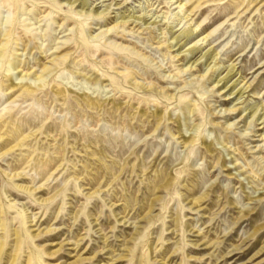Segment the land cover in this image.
Masks as SVG:
<instances>
[{"label": "rangeland", "instance_id": "374dc122", "mask_svg": "<svg viewBox=\"0 0 264 264\" xmlns=\"http://www.w3.org/2000/svg\"><path fill=\"white\" fill-rule=\"evenodd\" d=\"M79 2L0 0V264H264V0Z\"/></svg>", "mask_w": 264, "mask_h": 264}, {"label": "bare ground", "instance_id": "6f19581e", "mask_svg": "<svg viewBox=\"0 0 264 264\" xmlns=\"http://www.w3.org/2000/svg\"><path fill=\"white\" fill-rule=\"evenodd\" d=\"M86 0H80V2H79V5H80V7H81V11L83 10V8L86 6ZM193 33V31L192 30H189V31H185V33H183V36H188V35H190V34H192ZM173 38H175V37H173ZM194 49H192V51H193ZM214 58V56H212V59ZM224 78V77H223ZM222 79V78H221ZM221 79H219L218 81H216L217 83L221 80ZM223 81H224V79H223ZM224 88V87H223ZM231 89H233V88H231ZM230 92V91H229ZM230 93H232V91L230 92ZM230 93H228V94H230ZM238 93H242V91H241V89L240 90H238ZM231 95V94H230ZM241 96V95H240ZM239 96V97H240ZM237 97V96H236ZM238 98V97H237ZM258 111V108H256V109H252L251 110V112H252V115H251V117H253L255 114H256V112ZM264 117V110H263V112L260 114V116L258 117V118H260V117ZM208 145V144H207ZM260 228H262V225L260 226V227H258L256 230H259ZM255 230V231H256Z\"/></svg>", "mask_w": 264, "mask_h": 264}]
</instances>
